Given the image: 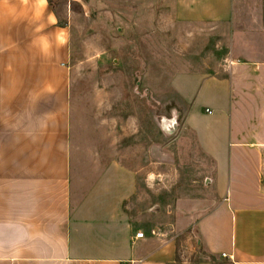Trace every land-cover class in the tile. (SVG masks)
Returning a JSON list of instances; mask_svg holds the SVG:
<instances>
[{"label": "crops", "instance_id": "obj_1", "mask_svg": "<svg viewBox=\"0 0 264 264\" xmlns=\"http://www.w3.org/2000/svg\"><path fill=\"white\" fill-rule=\"evenodd\" d=\"M73 1L83 2L64 0L63 9L60 0H48L38 19L31 2L26 7L20 0L0 2V264H264V203H243L231 187L232 153L244 143L232 128L227 78L194 71L172 81L188 105L186 124L214 162L209 179L221 205L198 226L197 247L206 257L189 253L152 223L157 215L143 200L151 169L107 164L76 194L69 65ZM234 1L174 0L175 13L189 22H226ZM49 12L57 25L48 23ZM39 25L45 27L36 32ZM57 29L68 35L67 44L57 43ZM45 35L51 44L47 54L39 41ZM139 231L143 237H136Z\"/></svg>", "mask_w": 264, "mask_h": 264}, {"label": "rangeland", "instance_id": "obj_2", "mask_svg": "<svg viewBox=\"0 0 264 264\" xmlns=\"http://www.w3.org/2000/svg\"><path fill=\"white\" fill-rule=\"evenodd\" d=\"M175 11L174 0L72 2V182L82 194L107 164L151 169L143 200L152 223L206 257L198 226L221 205L207 180L214 162L172 81L194 71L229 80L232 128L244 143L232 153L231 187L243 203L263 204L264 0H235L226 22H189Z\"/></svg>", "mask_w": 264, "mask_h": 264}, {"label": "clouds", "instance_id": "obj_3", "mask_svg": "<svg viewBox=\"0 0 264 264\" xmlns=\"http://www.w3.org/2000/svg\"><path fill=\"white\" fill-rule=\"evenodd\" d=\"M0 2H6V0H0ZM32 3L33 9H34V15L36 18H40L43 15V12L48 9V0H20L21 5L28 6L29 3ZM48 23L50 25H57L58 24V18L54 12H49L48 14ZM44 25H39L35 31L41 32L44 29ZM68 35L65 33L63 29H57L56 33V41L59 45L63 46L68 43ZM40 45L42 51L47 54L49 52V49L51 47V44L49 42L48 36H40L39 37ZM101 55H103V52L98 50L96 52V57L99 58Z\"/></svg>", "mask_w": 264, "mask_h": 264}, {"label": "built area", "instance_id": "obj_4", "mask_svg": "<svg viewBox=\"0 0 264 264\" xmlns=\"http://www.w3.org/2000/svg\"><path fill=\"white\" fill-rule=\"evenodd\" d=\"M144 236V232L143 231H139L136 233V237H143Z\"/></svg>", "mask_w": 264, "mask_h": 264}, {"label": "water", "instance_id": "obj_5", "mask_svg": "<svg viewBox=\"0 0 264 264\" xmlns=\"http://www.w3.org/2000/svg\"><path fill=\"white\" fill-rule=\"evenodd\" d=\"M207 180H210V179H207Z\"/></svg>", "mask_w": 264, "mask_h": 264}, {"label": "trees", "instance_id": "obj_6", "mask_svg": "<svg viewBox=\"0 0 264 264\" xmlns=\"http://www.w3.org/2000/svg\"><path fill=\"white\" fill-rule=\"evenodd\" d=\"M50 2H51V0H50Z\"/></svg>", "mask_w": 264, "mask_h": 264}]
</instances>
